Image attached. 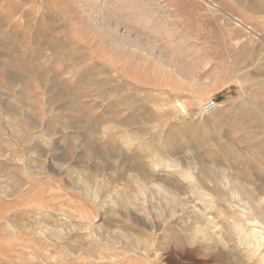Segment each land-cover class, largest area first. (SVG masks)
Here are the masks:
<instances>
[{"label": "rangeland", "instance_id": "374dc122", "mask_svg": "<svg viewBox=\"0 0 264 264\" xmlns=\"http://www.w3.org/2000/svg\"><path fill=\"white\" fill-rule=\"evenodd\" d=\"M245 1L0 0V264H77L69 251L97 264H171L176 242L197 264H221L228 251L242 264H261L258 255L246 257V240L258 230L264 252V131L230 117L239 102H264V13L250 12ZM255 1L264 7V0ZM142 4L157 8L149 12L156 19L167 16L154 26L143 18L149 13ZM108 28L129 30L135 38L125 41L133 45L111 38ZM238 54L245 60L227 72ZM210 100L217 106L205 110ZM131 115L134 123L119 124ZM83 136L123 153L100 159L88 152L80 165L59 170L61 148ZM56 141L59 153L52 155ZM163 143L169 147L165 159L197 181L211 153L222 160L213 166L223 174L194 187L177 177L180 190L170 186L174 200L166 202L151 192L163 180L151 187L126 165L130 157L146 161L147 146L162 152ZM93 166L105 169L93 178ZM239 170L249 172L248 181ZM78 176L96 199L77 192ZM232 180L249 195L232 194ZM113 195L131 211H118ZM40 219L46 224L39 226ZM108 220L133 241L139 238L136 250L109 245L116 232H105ZM53 228L58 237L49 236Z\"/></svg>", "mask_w": 264, "mask_h": 264}, {"label": "bare ground", "instance_id": "6f19581e", "mask_svg": "<svg viewBox=\"0 0 264 264\" xmlns=\"http://www.w3.org/2000/svg\"><path fill=\"white\" fill-rule=\"evenodd\" d=\"M121 1V0H120ZM135 1V0H133ZM138 1V0H136ZM141 1V0H140ZM148 1V0H147ZM238 4H247V2L245 0H235ZM102 2V0H101ZM151 4V3H150ZM149 4V5H150ZM211 4V3H210ZM214 4V3H213ZM126 5V4H125ZM152 5V4H151ZM157 5V4H156ZM214 6V5H213ZM140 7L142 9H145L148 11V13L151 11V8H149L148 5H140ZM157 7V6H156ZM161 7V6H160ZM220 7V6H219ZM163 8V7H162ZM221 8V7H220ZM226 8V7H225ZM247 8L250 10V12L252 13H264V7L262 4L256 2L255 0H248V6ZM246 8V9H247ZM191 9V8H190ZM218 9V8H217ZM99 10V9H98ZM156 10L157 11V8L153 7V10L154 11ZM164 10V8H163ZM162 10V11H163ZM193 11V10H192ZM218 11V10H217ZM224 11V10H223ZM132 12V10H131ZM161 12V11H160ZM222 12V11H221ZM157 13V12H156ZM166 13V12H165ZM165 13H159V16L160 18L159 19H156L153 17V15H150V13L148 15H145L143 16V18L145 20H147V22L149 21V19H152L153 21H155V25L156 26L157 24L161 23L162 20H164V18L167 16ZM153 14V13H152ZM188 15V14H187ZM224 15V13H223ZM222 15V16H223ZM209 16V15H208ZM231 16V15H230ZM234 16V15H233ZM142 17V16H141ZM156 17V16H155ZM175 17V16H174ZM226 17V15H225ZM101 18V17H100ZM228 21H231V20H237L236 18H233L231 19L230 17L227 18ZM103 19H101L102 21ZM97 21V20H96ZM113 21V20H112ZM128 23V22H127ZM100 24V23H99ZM104 24V23H103ZM114 24V23H113ZM117 24V22H116ZM96 25V23H95ZM151 25H152V22H151ZM104 26V25H103ZM115 26V25H114ZM153 26V25H152ZM151 26V27H152ZM225 26V25H224ZM107 27V26H105ZM105 27L103 29H105ZM118 27V26H117ZM147 27V26H146ZM131 28V27H130ZM159 28V27H158ZM99 29V27L97 28ZM124 29V28H123ZM121 30L120 28H116V29H106V31H108L109 35L111 36V38H115V39H118L122 44H124L125 46H127V43H129L130 41L127 40L128 42L125 41V39L129 38V37H134L132 36L130 33V31L127 29L126 30ZM145 29V28H144ZM157 29V28H156ZM227 30V28H226ZM225 30V31H226ZM231 31V29H229ZM99 31V30H98ZM104 31V32H106ZM224 31V32H225ZM228 31V30H227ZM231 32H234V31H231ZM223 34V31L221 32ZM227 33V32H226ZM104 34V33H103ZM221 34V35H222ZM225 34V33H224ZM230 34V32H229ZM106 35V34H105ZM134 35V34H133ZM138 35V34H137ZM228 36V35H227ZM255 36V35H254ZM139 37V36H137ZM142 37V36H141ZM108 38V37H107ZM135 38V37H134ZM225 38V37H224ZM234 38V37H233ZM232 38V39H233ZM110 40V38H108ZM138 39V38H137ZM230 39V40H232ZM229 40V39H228ZM227 40V41H228ZM132 41V40H131ZM149 41V40H148ZM147 41V42H148ZM220 41V40H219ZM225 41V40H224ZM226 41V42H227ZM138 42V41H137ZM135 43V42H134ZM140 43V42H139ZM151 43V42H150ZM247 43V42H245ZM117 44V43H116ZM130 45H133L131 43H129ZM128 44V45H129ZM138 44V43H137ZM223 44V42H222ZM244 44V42H243ZM242 44V45H243ZM119 45V44H117ZM129 45V46H130ZM135 45V44H134ZM144 45V44H143ZM231 45V44H230ZM245 45V44H244ZM243 45V47H244ZM247 45V44H246ZM124 46V47H125ZM147 46V45H146ZM152 46V45H150ZM254 46V45H252ZM251 46V47H252ZM257 46V45H256ZM122 47V45H121ZM123 47V48H124ZM135 47V46H134ZM137 47V46H136ZM142 47V46H141ZM224 47V45H223ZM248 47V46H246ZM126 48V47H125ZM129 48V47H128ZM133 48V47H132ZM131 48V49H132ZM144 48V47H143ZM148 48V47H147ZM152 48H154V45L152 46ZM158 48V47H157ZM231 48V47H230ZM238 48V47H237ZM249 48V47H248ZM136 49V48H135ZM139 49V48H138ZM137 49V50H138ZM156 49V48H155ZM154 49V50H155ZM220 49V48H219ZM225 49V48H224ZM223 49V50H224ZM232 49V48H231ZM126 51H129L127 49H125ZM133 50V49H132ZM142 50V48H141ZM144 50V49H143ZM146 50V49H145ZM161 50V49H160ZM239 50V49H238ZM134 51V50H133ZM147 51V50H146ZM149 51V49H148ZM159 51V50H158ZM163 51V50H162ZM242 51V50H241ZM245 51V50H244ZM254 51V49H253ZM145 52V51H144ZM150 52V51H149ZM152 52V51H151ZM157 52V51H156ZM220 52V51H219ZM236 52V51H235ZM234 52V53H235ZM240 52V51H239ZM133 53V52H132ZM139 53V52H138ZM158 53V52H157ZM161 53V52H160ZM238 53V52H237ZM154 54V53H153ZM164 54V53H163ZM143 55V53H142ZM158 55V54H157ZM148 56V55H147ZM165 56V55H163ZM153 58V57H152ZM253 59V58H252ZM159 60V59H158ZM157 60V63H160L159 61ZM176 60V59H175ZM245 58H242V54H238L236 55V58L235 60L233 61V65L229 68L226 67V71L227 72H231L229 69H233L232 67L236 66L237 62L236 61H239V64H242V61H244ZM78 61V60H77ZM153 61V60H152ZM169 61H171V59H169ZM253 61L251 60V63ZM263 62V61H262ZM156 63V62H155ZM179 63V62H178ZM261 63V62H260ZM74 65V64H73ZM173 67V66H171ZM238 67V66H236ZM239 68V67H238ZM241 68V67H240ZM88 80V79H87ZM245 80V79H243ZM52 81V80H51ZM46 83V82H45ZM88 84H91L90 82H87ZM86 83V84H87ZM98 83H96L97 85ZM51 85V84H50ZM49 85V86H50ZM52 86V85H51ZM55 88V87H54ZM59 89V88H58ZM70 92V91H69ZM68 92V93H69ZM67 93V91L65 92ZM69 95H71L69 93ZM134 100V98H133ZM128 101V102H127ZM74 103V102H73ZM125 104H127V106L129 107H132V102H130L128 99H125ZM134 105V104H133ZM5 106H7L5 104ZM217 106V104H215L214 107H212L210 110H213L215 107ZM243 106V107H242ZM9 107V106H7ZM236 107L237 108V111L235 112H232L230 114V117L233 118V120L235 121V124L237 125H241L242 124L245 126V128H247L249 125H256L255 128L253 129H260V130H263L264 131V125H258L260 121L264 120V102H258V103H253V102H249L245 105H242V102H239L238 104H236ZM5 109H10V108H5ZM8 111V110H6ZM10 111V110H9ZM14 112V111H12ZM143 113V112H142ZM141 114V113H140ZM134 115V114H133ZM131 115L130 117H128L123 123H119L120 125H126V124H130V123H134L136 118L134 116L136 115ZM140 116V115H139ZM144 117H148L145 113L143 114ZM142 117V116H141ZM149 119V118H148ZM220 120H217L216 122H218ZM97 127L98 125H90L89 127L86 126L87 129H89L90 131H96L97 130ZM230 130L231 131H238V127L235 126V125H230L229 126ZM51 130V129H50ZM52 131V130H51ZM170 133V132H169ZM20 134V133H19ZM246 134V133H245ZM22 137V136H20ZM21 139V138H20ZM128 139V138H127ZM239 140H243L242 136L239 138ZM251 140V139H250ZM164 141V140H163ZM168 142V141H167ZM76 145H74L70 139H68L65 143V145L61 148L60 150V154H57V157L55 159H58L60 162L59 164L62 165L59 169V170H65V168L63 167L64 164H69L73 167V163H78L79 162V158L82 157V156H86L88 152L92 153L94 156L96 157H99L100 159H104L105 156H110L111 158L112 157H115L117 155H119L120 153H123L121 148L120 147H116V146H113L111 148H98L96 146H94L92 140L88 137V136H83L79 141L78 143H75ZM162 144V143H161ZM168 144V143H167ZM228 145V144H226ZM225 144H219V148L221 149V151L223 152H233V150H231L229 147H227ZM151 146V145H150ZM57 147H58V142H54V144L52 145V147L50 148V151L52 152V155H54L56 152L59 153L57 150ZM78 148H81L80 151L82 149H84V151H81V152H78ZM168 146L166 144L163 143V147H162V152L161 151H149V147L147 146L146 147V157H147V160L145 161L144 159H141V157H130V158H126V165H127V168L129 169V171L131 170H135L137 172H134L135 174L133 175L135 177L136 173L137 175L139 176L140 180L143 182V183H150L151 187L155 186L157 187L154 182V179H161L163 180L164 184L162 185H159L157 188H156V192L155 191H151L152 194H161L164 198V200L166 202H169V201H173L174 198L173 196L171 195V192L173 191H170V186L172 187H175L176 190H180L176 184L175 181H177V177H182V178H185L189 181L190 183V186L191 187H194L195 186V182H200V183H205V181L209 180V179H214V180H217V178H219L222 174H223V171L222 169H220L219 167L217 168V166H213V165H217L218 162H220L221 159H217L216 158V154L214 153H211L209 154L208 156V160L204 159L202 160V163H201V171H202V176H201V179H199V181H197L194 176L189 172L187 171V169H184L183 166L181 165H178L175 161H168L165 159V155L168 154L167 150H168ZM232 148V147H231ZM28 150V149H27ZM44 150V149H43ZM32 152V151H31ZM30 152V153H31ZM35 152V150H34ZM33 152V153H34ZM37 152V151H36ZM35 152V153H36ZM263 152V151H262ZM34 153V154H35ZM32 154V153H31ZM33 154V156H34ZM235 154V153H234ZM125 155V154H124ZM175 155V154H174ZM38 156V155H37ZM73 156V158H72ZM126 157V156H125ZM124 157V158H125ZM76 158V159H75ZM35 159V158H34ZM128 159V160H127ZM38 160V159H37ZM34 161V160H33ZM106 161V160H104ZM120 161V160H119ZM222 161V160H221ZM32 163V162H31ZM35 163V162H34ZM107 163V162H106ZM122 163V162H121ZM36 165V164H35ZM77 165H80V163H78ZM120 165V164H119ZM123 165V164H122ZM121 165V166H122ZM213 166V167H212ZM67 167V166H66ZM94 168H92V173H91V176L93 178H96L97 177V174L96 172H98L99 170H104L105 168H101L100 166H93ZM160 167L163 168V172L161 174V176L159 178H155L156 174H155V171L156 169L158 170ZM117 168V167H116ZM120 168V167H119ZM123 168V167H122ZM121 168V169H122ZM34 169V167H33ZM69 169V168H68ZM66 168V171L68 170ZM108 169V168H107ZM58 170V169H57ZM120 170V169H119ZM118 171V169H117ZM127 171V170H125ZM159 171V170H158ZM58 172V171H57ZM133 172V171H132ZM239 173H240V177L241 178H244L245 181H248L249 180V177H250V174L247 170H239ZM124 174V172L122 173ZM115 176V175H114ZM118 176V175H116ZM138 176H136L138 178ZM123 177V176H122ZM131 177V176H130ZM129 178V177H128ZM134 180V179H133ZM137 180V179H136ZM135 180V181H136ZM75 183L77 184V187H76V190L77 192L83 194V195H90L91 197H93V199H96L94 197L93 194L90 193V189H88V185H87V182L86 181H83L78 177H76L74 179ZM137 182V181H136ZM135 182V183H136ZM139 182V181H138ZM138 184V183H137ZM218 184V183H217ZM229 185L231 186V193L234 194L233 192H238V194L240 196L244 195V196H247L249 195L246 191V189H244V187L242 186V183L238 180H232L230 181ZM2 186H0L1 188ZM3 188V187H2ZM2 190V189H1ZM152 190V188H151ZM110 192V191H109ZM154 192V193H153ZM181 192V191H180ZM227 192V191H226ZM111 193V192H110ZM175 197V196H174ZM113 199L114 202L117 203V205L119 206V210L118 211H121L123 209H127V210H130L129 207H128V203H126L124 200L122 199H119L117 198L116 196L113 195V197L111 198V200ZM108 211H115V209H113V207L109 206L107 208ZM124 211V210H123ZM126 211V210H125ZM131 211V210H130ZM127 212V211H126ZM108 213V212H107ZM123 214V213H122ZM125 214V213H124ZM121 215V214H120ZM107 216V215H106ZM123 216V215H122ZM104 217V216H103ZM44 219H40L39 221V226H42V225H45L46 223L43 221ZM136 222V221H135ZM105 224H106V230L105 232L107 234H111V232L115 233V235H109V237L107 238V241L109 243V245H114L115 243H120L122 248L124 250H127V251H134L136 250L133 246V243L134 245L136 243H139V238H135L136 240L133 241L132 237L130 234H127L125 235L123 232H119V230L117 229V231L115 230L116 227H118V223L116 224V221L115 223H113L111 220H108V221H105ZM48 226V225H47ZM100 226V225H99ZM148 226V225H147ZM45 229V228H44ZM158 229V228H157ZM251 229V228H250ZM45 231V230H44ZM98 231L100 232L101 229L99 228ZM122 231V230H121ZM250 231V230H249ZM58 232L56 230V228L54 229H51V231H49V236H57L58 237ZM125 232V231H124ZM248 232V231H247ZM258 230H255V229H252L250 232L247 233V236H249V240L246 242L248 243V245H250V249H246V257L248 259H253V257H256L257 255L260 257L261 261L259 260L258 262H260L261 264H264V252H263V249L261 250L260 247H261V243H260V240L258 239L259 238V235H258ZM41 232H39L40 234ZM101 233V232H100ZM42 234V233H41ZM45 234V233H43ZM244 234V233H243ZM41 236V235H40ZM43 237L48 240V237L46 235H43ZM242 236L240 235L239 238H241ZM244 238V237H243ZM242 240V239H240ZM142 241V239H141ZM239 241L237 240V243ZM175 243V242H174ZM140 244V243H139ZM114 247V246H113ZM245 247H246V244H245ZM249 247V246H248ZM142 249V248H141ZM174 251L176 252L178 249L182 251V247H180L178 245V243L176 242V244H174V247H173ZM244 250V249H243ZM223 251V250H222ZM226 251V250H224ZM242 251V249H241ZM227 252V251H226ZM224 253V252H223ZM243 253V252H242ZM238 254V253H237ZM235 254L234 252H229L226 253V257H227V260H224V261H221L222 263L221 264H242V257L240 255H237ZM244 254V253H243ZM242 254V255H243ZM69 255L70 257H73V259H76L77 260V264H97V261H95V259L91 258V259H88L86 260V258L84 257H80V255H76L69 251ZM42 256V255H41ZM44 258V257H42ZM155 258V257H154ZM48 259V258H47ZM255 259V258H254ZM45 260V259H44ZM247 261V260H246ZM252 261V260H251ZM254 264H256L254 262Z\"/></svg>", "mask_w": 264, "mask_h": 264}, {"label": "snow or ice", "instance_id": "6c2138e0", "mask_svg": "<svg viewBox=\"0 0 264 264\" xmlns=\"http://www.w3.org/2000/svg\"><path fill=\"white\" fill-rule=\"evenodd\" d=\"M171 264H197L196 261L193 259V255L188 252L187 248L183 251L177 250L174 254V258Z\"/></svg>", "mask_w": 264, "mask_h": 264}, {"label": "built area", "instance_id": "2783aa9c", "mask_svg": "<svg viewBox=\"0 0 264 264\" xmlns=\"http://www.w3.org/2000/svg\"><path fill=\"white\" fill-rule=\"evenodd\" d=\"M215 104H216V103H215L213 100H210V101H208V102L205 104L204 109H205V110H210L212 107L215 106Z\"/></svg>", "mask_w": 264, "mask_h": 264}]
</instances>
